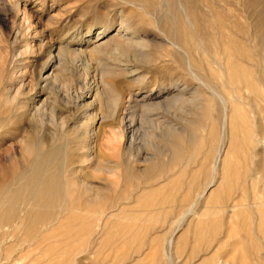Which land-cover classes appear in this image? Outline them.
Returning a JSON list of instances; mask_svg holds the SVG:
<instances>
[{
    "label": "rangeland",
    "instance_id": "rangeland-1",
    "mask_svg": "<svg viewBox=\"0 0 264 264\" xmlns=\"http://www.w3.org/2000/svg\"><path fill=\"white\" fill-rule=\"evenodd\" d=\"M241 50L264 79V0H0V113L46 103L20 125L61 145L82 181L112 183L91 212L58 203L33 233L17 204L0 264H264V108L246 109V157L220 160L236 132L227 53ZM7 131L0 147L19 155Z\"/></svg>",
    "mask_w": 264,
    "mask_h": 264
},
{
    "label": "bare ground",
    "instance_id": "bare-ground-1",
    "mask_svg": "<svg viewBox=\"0 0 264 264\" xmlns=\"http://www.w3.org/2000/svg\"><path fill=\"white\" fill-rule=\"evenodd\" d=\"M185 4H187V2ZM190 8L192 7L190 6ZM220 14L217 11H214V19L211 20L210 24H208L216 28L219 31V34L221 33V36L223 34L225 35L224 32L226 29L223 26V18ZM190 21L191 24L192 22L196 23V25L198 24L197 22H195V18L192 15L188 14V22ZM176 24L180 26L181 23L176 22ZM181 28L182 27H179L178 29ZM233 56L235 58L234 62H232L233 60H230ZM227 57L228 60L226 61V63H228V65L226 66L228 67V72H226V77L229 82H231L238 88H236L237 92L235 96L237 102H231L229 110L230 112H228V116H226V112L224 113L225 115L223 120L225 122L227 120L226 118H228L230 129L232 131L240 133L241 137L239 136L240 138H237V133L235 132V144H233L230 150L228 152H225L223 156H218V159L221 156L220 160L224 169L226 164L229 163L232 159V156L237 152H241L243 156L247 154L244 153V151L247 150V146L250 142L247 137L248 131H250V129L248 127L249 118L246 113V109L252 112H256L264 108V79L258 78L257 81L253 79L250 76L251 70L246 68V66H244V64L240 62V60L252 62V56L245 51H238L234 53L229 51L227 53ZM218 96L220 97L221 102L224 103L223 98H221L220 95ZM29 99L32 103H34L36 94ZM45 108H47V106L44 102H42L40 106H34L33 104L32 108L20 106V109L15 112L14 119L9 122L6 120L8 119V112L10 110L7 109L3 113H0V134L8 132L7 130H10V128H13V130H18L22 134L20 138L22 147L21 153L19 155H16L15 153L12 154L11 146L0 147V224L9 222L10 219H12L16 215L15 211L17 208V204L23 202L24 205H27V208H24L23 214L21 216L19 215L18 218H21L24 223H27L26 221H28L30 233H33L35 231L37 224L43 223L45 220L54 215L53 213L55 212V210L53 212V209L58 203H66L69 206H79V204H81L84 209L88 208L91 212V209L94 206L96 207V205L98 204L97 200L99 199V194L103 190L110 191L112 189L111 182L99 187L91 186V183H88L86 179L82 181V179H80L81 177H79L77 174L81 172L82 169L77 170L74 167L75 161L72 157H70L69 159H65L61 163L59 162V156L62 151L61 145H48V140L43 135H41L40 130L37 129V126L34 123H29L25 127L20 125V121L25 119V117L30 116L32 118L36 115H39L42 110H45ZM225 108L226 107L224 106V109ZM258 119L259 117H254V126L256 127V129L258 126ZM84 132L87 138L88 134L90 135L91 132L93 133V135L95 134L93 129L91 128L87 129V131ZM93 135L89 136V143L95 142ZM133 135L131 136L133 137ZM0 137L3 138V136ZM2 138H0V141H2ZM86 148L87 152L92 151V147L86 146ZM215 166L216 165L214 164L213 167ZM238 174L239 173H237V175ZM76 188H80L79 190H81L82 192H78V194H68V192H75L77 190ZM77 217L76 215L73 216L74 219H77ZM82 227L79 228V232L81 231V234H83ZM85 230L86 229H84V231ZM195 238L196 241L199 240V237ZM194 248L199 249L196 246Z\"/></svg>",
    "mask_w": 264,
    "mask_h": 264
}]
</instances>
